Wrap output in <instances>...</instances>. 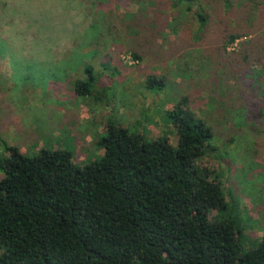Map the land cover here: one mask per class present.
Segmentation results:
<instances>
[{
	"label": "trees",
	"instance_id": "16d2710c",
	"mask_svg": "<svg viewBox=\"0 0 264 264\" xmlns=\"http://www.w3.org/2000/svg\"><path fill=\"white\" fill-rule=\"evenodd\" d=\"M154 1L146 3L156 21L161 6L175 10L178 25L177 18L192 14L195 25H185L184 39L193 43L205 39L222 16L223 38L215 37V48L202 49L205 63L198 70L199 81L212 84L203 81L199 91L193 89L201 101L187 93L166 111L175 141L167 135L148 141L110 122L99 140L103 152L83 165L75 164L65 149L42 148L30 156L5 144L0 264H264V238L245 244L229 204L225 172L196 165L217 150L213 125L197 113L206 98L223 117L233 113L240 122L255 123L257 138L264 139V0ZM139 14L130 17L141 21ZM142 25L152 33L157 29L148 19ZM250 34L255 41L241 40L237 50L228 51ZM128 40L132 46L139 38ZM252 61L260 66L255 72ZM220 74L225 83L217 80ZM239 75L252 83L227 82ZM94 81L91 75L78 81L75 92L90 94ZM146 82L153 86L154 78ZM211 93H218V100Z\"/></svg>",
	"mask_w": 264,
	"mask_h": 264
},
{
	"label": "rangeland",
	"instance_id": "374dc122",
	"mask_svg": "<svg viewBox=\"0 0 264 264\" xmlns=\"http://www.w3.org/2000/svg\"><path fill=\"white\" fill-rule=\"evenodd\" d=\"M146 2L0 0V160L7 155V144L30 156L42 148L65 149L75 164L83 165L103 152L99 140L110 122L148 141L159 135L176 140L166 111L180 96L199 91L203 81L212 84L203 80L205 75L199 81V66L205 63L202 49L215 48L213 41L223 38L225 25L222 16L215 19L212 32L193 43L184 39L185 25H195L191 13L176 19L180 26L174 22L175 10L161 6V20L156 21ZM134 13H140L141 21L130 17ZM146 19L157 26L155 34L142 28ZM128 37L139 40L130 46ZM248 39L255 41L253 34L239 38L228 51ZM133 51L141 57L134 58ZM251 67L253 72L260 68L256 61ZM90 75L95 79L91 93L77 94L76 83ZM149 76L153 86L146 82ZM227 79L230 85L252 83L243 75ZM217 80L226 82L221 74ZM210 95L218 100V93ZM204 101L197 113L213 125L217 150L196 165L225 172L229 204L238 215L245 244L252 245L264 238V139L257 138L252 121L240 122L233 113L223 117L214 112L210 98ZM215 214L211 210L209 217Z\"/></svg>",
	"mask_w": 264,
	"mask_h": 264
}]
</instances>
